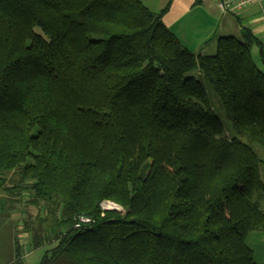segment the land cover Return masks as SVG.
<instances>
[{
	"label": "trees",
	"instance_id": "1",
	"mask_svg": "<svg viewBox=\"0 0 264 264\" xmlns=\"http://www.w3.org/2000/svg\"><path fill=\"white\" fill-rule=\"evenodd\" d=\"M163 12L0 0V216L24 214L39 264H258L264 44L195 53Z\"/></svg>",
	"mask_w": 264,
	"mask_h": 264
},
{
	"label": "crops",
	"instance_id": "2",
	"mask_svg": "<svg viewBox=\"0 0 264 264\" xmlns=\"http://www.w3.org/2000/svg\"><path fill=\"white\" fill-rule=\"evenodd\" d=\"M141 1L155 12L164 10L163 22L195 53L214 54L221 37H240L244 27L264 44V0H253L242 9L228 12L214 0ZM15 216H0V264H39L45 247L30 248L29 232L21 223L11 222Z\"/></svg>",
	"mask_w": 264,
	"mask_h": 264
},
{
	"label": "rangeland",
	"instance_id": "3",
	"mask_svg": "<svg viewBox=\"0 0 264 264\" xmlns=\"http://www.w3.org/2000/svg\"><path fill=\"white\" fill-rule=\"evenodd\" d=\"M252 55H253L255 62L259 64L260 56H259V48L257 46H255L254 49L252 50ZM218 106H219V103H218ZM21 206H23V210H29L31 212L34 209V207L32 206H28V205L26 206L25 202ZM13 213L16 216H15V220L14 221L12 220L11 222H15V224L18 225L22 221V216L24 218V214L21 216L19 209L13 211ZM248 243L254 250V254L258 261V264H264V231H254L250 233L248 235Z\"/></svg>",
	"mask_w": 264,
	"mask_h": 264
},
{
	"label": "built area",
	"instance_id": "4",
	"mask_svg": "<svg viewBox=\"0 0 264 264\" xmlns=\"http://www.w3.org/2000/svg\"><path fill=\"white\" fill-rule=\"evenodd\" d=\"M219 8L225 12L242 9L252 3L253 0H214ZM101 207L103 210L116 209L122 211V207L117 203L105 200L102 202ZM91 221V218L87 216H80L79 221L76 226L79 227L83 223H88Z\"/></svg>",
	"mask_w": 264,
	"mask_h": 264
}]
</instances>
